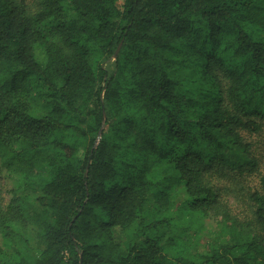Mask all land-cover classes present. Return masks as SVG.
<instances>
[{"label":"trees","instance_id":"obj_1","mask_svg":"<svg viewBox=\"0 0 264 264\" xmlns=\"http://www.w3.org/2000/svg\"><path fill=\"white\" fill-rule=\"evenodd\" d=\"M33 7L0 0V264H264V0Z\"/></svg>","mask_w":264,"mask_h":264},{"label":"rangeland","instance_id":"obj_2","mask_svg":"<svg viewBox=\"0 0 264 264\" xmlns=\"http://www.w3.org/2000/svg\"><path fill=\"white\" fill-rule=\"evenodd\" d=\"M26 2L28 3L30 10L34 11L36 9V7H33L34 6V0H26ZM108 68L109 69L112 68L111 63H109ZM247 139L250 142H252V144H253L252 150H253L254 154H256L261 159V163H262V165H264V127L260 133L247 136ZM12 186H13L12 180L6 176L5 172H2L0 175V197L2 198L3 201H6L8 199V197H9L8 191H9V189H11ZM224 186L227 187V183H224ZM231 195H233V194H229V196L227 197L228 200H231V202H233L234 205L239 203L238 202L239 199H237L235 197L231 198ZM236 196L238 197L237 193H236ZM245 208H246V206H245ZM212 225H214V222L210 223L208 225V227L212 226Z\"/></svg>","mask_w":264,"mask_h":264}]
</instances>
